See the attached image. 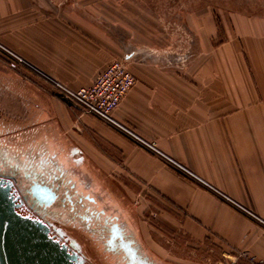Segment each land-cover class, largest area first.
I'll use <instances>...</instances> for the list:
<instances>
[{
  "label": "crops",
  "instance_id": "obj_1",
  "mask_svg": "<svg viewBox=\"0 0 264 264\" xmlns=\"http://www.w3.org/2000/svg\"><path fill=\"white\" fill-rule=\"evenodd\" d=\"M104 15L83 0H0V40L63 84L89 86L115 43L123 52ZM223 19L227 39L213 43L210 14L204 50L183 63L130 61L135 84L113 111L208 185L94 114L78 108L81 127L67 123L87 166L128 184L140 240L178 264L264 261V16Z\"/></svg>",
  "mask_w": 264,
  "mask_h": 264
},
{
  "label": "rangeland",
  "instance_id": "obj_2",
  "mask_svg": "<svg viewBox=\"0 0 264 264\" xmlns=\"http://www.w3.org/2000/svg\"><path fill=\"white\" fill-rule=\"evenodd\" d=\"M83 1L88 2L91 10L97 12L99 8L100 12H104L105 29L111 35H119L123 41V52L116 55L118 45L115 43L114 56L110 62L122 60L128 68L132 60L166 63L179 62L180 57L193 58L204 50L200 41L203 34L201 38L199 35L209 26L207 19L210 14L215 19L218 30L214 44L227 39L226 21L223 19L225 14L243 12L264 16V0ZM51 79L58 80L50 70L40 67L0 40V128H16L17 131L8 135L14 143H30L33 133L49 128L47 133L42 131V139L55 137L58 146L72 149V131L67 129V123L69 128L72 127V122L73 128L81 127V115L78 107L64 99ZM65 85L72 89L82 87ZM106 187L115 192L123 206H127L125 211L132 212L136 220L135 209H129L130 205L134 208L135 200L130 197L126 188L128 184H119L110 179ZM140 241L147 245L143 233ZM83 243V250H87V258L80 257L83 264H109L100 251L85 241ZM148 248L155 261L158 260L161 264H178L169 261L162 253L153 251L151 247Z\"/></svg>",
  "mask_w": 264,
  "mask_h": 264
},
{
  "label": "flooded vegetation",
  "instance_id": "obj_3",
  "mask_svg": "<svg viewBox=\"0 0 264 264\" xmlns=\"http://www.w3.org/2000/svg\"><path fill=\"white\" fill-rule=\"evenodd\" d=\"M15 130L0 128V187L9 190L17 212L46 224L79 260L87 258L85 241L109 264L162 263L138 239L134 214L80 152L58 146L55 137L42 139L49 128L33 133L31 144L14 143L8 135Z\"/></svg>",
  "mask_w": 264,
  "mask_h": 264
},
{
  "label": "water",
  "instance_id": "obj_4",
  "mask_svg": "<svg viewBox=\"0 0 264 264\" xmlns=\"http://www.w3.org/2000/svg\"><path fill=\"white\" fill-rule=\"evenodd\" d=\"M0 264L83 263L46 224L17 212L9 190L0 187Z\"/></svg>",
  "mask_w": 264,
  "mask_h": 264
},
{
  "label": "built area",
  "instance_id": "obj_5",
  "mask_svg": "<svg viewBox=\"0 0 264 264\" xmlns=\"http://www.w3.org/2000/svg\"><path fill=\"white\" fill-rule=\"evenodd\" d=\"M186 60L187 57L178 58V61L180 63H183ZM51 80L55 83L56 89H58L59 92L65 97L63 98L68 102H72L73 106L80 108L83 112L94 114L111 124L120 126L140 142L144 143L151 150L162 155L186 173L196 177L201 182L206 183L198 176L193 174L185 166L179 164L177 161L159 150L155 142H147L143 140L138 135L132 133L129 129L120 124L114 118L113 111L121 102V100L126 96L130 88L135 84V76L131 73V71L122 60H114L110 62L106 66V68L98 74L94 82L89 86H82L80 88L72 89L58 80ZM243 209L258 219L256 214L244 207ZM226 264L242 263L238 260V258H235L230 260ZM252 264H264V261L256 260Z\"/></svg>",
  "mask_w": 264,
  "mask_h": 264
},
{
  "label": "bare ground",
  "instance_id": "obj_6",
  "mask_svg": "<svg viewBox=\"0 0 264 264\" xmlns=\"http://www.w3.org/2000/svg\"><path fill=\"white\" fill-rule=\"evenodd\" d=\"M11 51V50H10ZM46 75V74H45ZM43 194V193H42ZM41 195V194H40ZM116 244V243H115ZM113 245V244H112ZM128 248V247H127ZM136 261V260H135ZM142 262V261H141Z\"/></svg>",
  "mask_w": 264,
  "mask_h": 264
}]
</instances>
